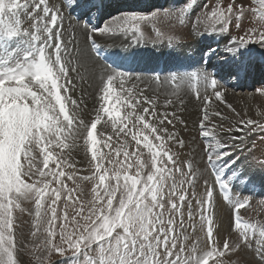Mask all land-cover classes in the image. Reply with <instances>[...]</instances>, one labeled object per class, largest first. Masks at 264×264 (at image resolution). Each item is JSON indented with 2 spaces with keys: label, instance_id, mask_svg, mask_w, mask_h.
Segmentation results:
<instances>
[{
  "label": "snow or ice",
  "instance_id": "snow-or-ice-1",
  "mask_svg": "<svg viewBox=\"0 0 264 264\" xmlns=\"http://www.w3.org/2000/svg\"><path fill=\"white\" fill-rule=\"evenodd\" d=\"M195 4L196 0H191L187 7L190 9ZM260 4V20L264 21V0H260ZM245 11L243 4L236 3V0H230L223 6L222 0H217L211 11L205 13L204 32L199 34L226 32L232 19L235 17L239 21ZM21 12L29 17L30 28L22 26ZM158 15L157 11L149 14L122 13L96 25L91 32L107 35L131 32L134 37L137 34L143 36L141 24L155 21ZM196 19L198 23L201 21L200 17ZM61 23L59 10L50 8L48 0H23V3L21 0H0V264H19L15 211H23L22 200L34 202L36 221L32 235L41 231L42 218L47 225L43 231L47 233L44 244L49 254L53 251L63 254L66 249L83 251L85 264H209L210 259L213 264H221L216 257H224L233 248L248 244L250 236L256 235V226H242L239 211L249 202L237 200L234 205L235 227L243 228L239 242L230 245L225 239L221 248L214 236V220L210 213L205 215L211 208L213 196V191L206 189V197L198 200L197 205L206 228L208 250L197 254L194 242L190 252L186 253L185 246L178 245L177 219L172 214L179 215V226L183 228V206L187 200L185 185H193L196 175L191 162L187 164V173L176 166L167 142L176 140L183 146V141L162 127L167 115L162 114L154 124L146 116L155 117V111L150 113L145 107L141 113L136 112L141 99L150 105L153 101L147 97H133L132 89H124L127 99L117 95L114 82L119 81L122 86L125 79H131L130 74L124 72L113 71L107 75L100 89L101 103L93 119L86 122L75 113L79 105L70 95L72 81L69 78V72L75 69L65 59L67 52L63 41L57 40L61 34L54 31ZM236 27H240L239 23ZM157 35H161L158 29ZM14 39L16 46L13 48L10 42ZM174 39L168 37V42L171 44ZM249 43L264 44V30L252 28L240 37H231V45L227 48L230 59L221 65L220 70L228 75H239L245 71L243 57L247 55ZM214 54L209 49L202 58L203 55ZM155 79L160 81L158 74ZM201 81L213 89L217 86L215 78L201 72L172 73L166 78V83L174 88ZM215 96L223 99L220 91H216ZM121 105L128 111L122 114ZM228 107L232 108V105ZM102 120L110 121L114 131L118 129L117 136L120 133L131 134L137 150L130 153L127 141L120 144L115 155L119 157L123 151V161L113 159L111 152H101L97 147L96 129ZM205 121H209L207 112L201 121V129L203 135L209 137L213 133L211 129L203 130ZM240 125L241 131L244 127L250 132L264 131V124L256 120H241ZM80 140L91 153L95 168L91 176H78L75 171L66 173L63 170L65 167L74 168V164H69V158L71 152L80 146ZM141 143L151 154L152 167L146 175L143 171L146 165L139 154ZM105 144L111 149V144ZM35 148L40 150L39 159L34 153ZM219 148V144L208 146L210 163L229 155ZM65 150L67 155H64ZM105 160L112 166L105 167ZM169 162L172 167L168 166ZM50 163L53 167H49ZM261 166L264 167V163ZM133 168L135 173L130 174L129 170ZM174 172H179L182 177L179 182ZM219 173L220 170L215 179L221 189L227 191ZM78 179L94 183L93 195L87 206L79 197L72 195L78 189L67 186L66 181L75 184ZM62 195L63 207L58 212ZM57 237L60 244L54 243ZM259 237V254L264 259V227L259 229ZM184 239L188 238L185 236Z\"/></svg>",
  "mask_w": 264,
  "mask_h": 264
},
{
  "label": "rangeland",
  "instance_id": "rangeland-1",
  "mask_svg": "<svg viewBox=\"0 0 264 264\" xmlns=\"http://www.w3.org/2000/svg\"><path fill=\"white\" fill-rule=\"evenodd\" d=\"M138 1H142L143 3L135 2L134 4H137V10H128V12L149 14L152 11H157L160 14L155 21L142 23L140 27L143 36L137 34L135 37L131 32L115 35L95 33L96 35H93L91 30L87 29L83 31L80 40V35L78 36L77 34L78 26L82 27V24L86 25V23L83 21L85 24L81 22L78 25V22H72L71 18H66L63 13L60 12L59 7H53L59 10L60 16L62 17V25L55 29V32L61 34L57 40L63 41V45L67 52L65 59L70 61L71 68L75 69L69 72V78L72 81L70 95L73 99L77 100L79 105L75 108L74 112L78 113L86 122L94 118L95 110L101 103L99 100L100 89L105 82L103 81L96 89L90 88V81L92 80L91 71H94L95 62L99 64L94 59V57L99 58V56L95 53L94 45L92 43L90 44L92 36H97L98 39L110 41L111 43L117 41L119 45H124L125 47L115 45V48H124V51L129 50L127 56L135 53L134 48L136 46H141L143 48L151 47L152 50L155 49L154 53L147 51L145 58L154 61L161 58L162 53L166 52L170 55L175 47L180 50L182 47L188 46L190 40L193 41V39L195 40L198 36H201L199 33H203L202 31H204L203 17L205 13L210 12L212 7L217 3V0H196L195 6L189 9L187 6L191 0H151L152 7H147L144 10L143 6L150 5V2H147V0ZM228 2H230V0H222V6L226 5ZM21 3H23V0H21ZM236 3L243 4L246 9L244 17L239 21L234 17L228 26V31L219 34L228 37H240L252 28L264 30V21L260 20V0H236ZM93 6L96 5L93 4ZM105 9H100V14L105 16V18H102L105 19L104 21L109 20L112 16L127 13L124 10L118 13L120 9L117 7H112L107 9V11ZM64 10L67 11L66 8H64ZM29 11H32V9L30 8ZM104 11L105 13L102 14ZM165 12H174L176 15H164ZM96 13L97 10L87 8L85 10V20L90 22L93 21L95 16L99 18L100 16ZM110 14L112 16L109 18ZM197 17L201 18L199 23L197 22ZM20 18L23 22V27H31V21L25 13L21 12ZM164 20L167 21L165 22ZM237 23L240 25L239 28L236 27ZM99 24H101V22ZM157 29L161 35H157ZM168 37L175 38L171 44L168 42ZM10 43L13 48L16 46L15 39ZM247 46L253 48L257 55L264 57V44L249 43ZM215 47V44L212 45L205 53H208L209 49L213 50ZM84 50L86 57L84 56L85 58H82L81 56ZM48 51H51V49ZM202 54L203 53L199 54V51L197 55L193 54V64L199 69L201 68V62L198 60L199 57L204 61L209 59L208 55H206L207 58L205 55H203L202 58ZM229 54L226 48L225 53L220 56V59L224 60L229 58ZM135 56L136 58L144 57V55L140 54H136ZM175 57L173 56L172 58ZM243 60L245 65L250 64L249 60L246 58H243ZM101 61L105 63L104 60ZM99 65L101 69H104L101 64ZM105 65L114 71L120 70L108 64V62H106ZM261 65L252 76L247 74L239 87H234V84H231L234 80L233 78L238 77V75L220 77L214 74L217 72V68H207L208 71L213 73L212 78L215 77L218 82L216 88L213 89L210 85L206 86L201 81L198 84H192L193 89L189 85L188 89L191 94L189 93L183 96L178 91L182 88H174L172 85L166 83L164 84L165 88L162 92L157 91V86L161 85L169 74H167L168 76L165 75V78L162 77V79H164H161V83H159L160 81L154 82L146 79L145 82L139 83L140 79H126L121 86L119 81L114 82V86H116L114 89H116L117 95H120L124 99H127L124 95V89H132L133 97L137 99L147 97L150 101H153L154 103L150 105L141 99V103L137 106L136 112L138 114L141 113L145 107L149 108L150 113L155 111V117L146 116V119H149L150 122L154 124L162 118V114L167 115V120L162 127L167 128L168 133L174 135L177 140L183 141V146H180L176 140L167 142V148L174 154V159L176 160V166L178 168L183 169L185 173H187V164L191 162L192 171L196 175V180L193 185H185L187 200L183 206V228L179 226V215L177 213L172 214L174 218L177 219L175 232L178 245L185 246L186 253L190 252L194 242L197 245V254H202L204 251L208 250L209 241L206 236V228L204 222L200 219V209L197 205L198 200L206 197V189H211L213 191V196L211 199V208L206 210L205 215L210 213L214 220V236L218 246L221 248L225 239H228L230 245H235L239 242L243 228L237 229L235 227L236 212L234 210V205L237 200L246 199L249 202L245 208L239 211L240 223L242 226L247 224L255 225L257 230L256 235L250 236L249 243L242 245L239 249L233 248L231 251H228L224 257H216L215 259L220 261L221 264H264V259H262L259 254V229L264 227V167L261 166L262 163H264V131L258 129L256 132H250L247 127H244L243 131L240 130L242 127L240 125L241 120L252 119L264 124V91H262L264 90V64ZM187 72L195 73L201 71L193 72V70H188L184 72L183 70H179L177 73L182 74ZM108 74H110V72H108ZM98 76L102 78L101 74ZM93 82V86H98V80L95 81V79H93ZM219 83H221L223 87L222 90L217 88ZM86 86H88V88ZM216 91L223 93L222 100L216 98ZM233 94H236L237 97H233ZM246 95L249 97L243 100L238 99V97ZM209 98L211 99L209 100ZM168 101H171V103H168ZM191 102L196 104L198 110L193 120L192 117L186 113V109ZM229 104L232 105V108L228 107ZM112 106L115 107L116 105L113 104ZM202 107L208 108L209 111H206ZM233 109L235 111H233ZM120 110L122 114L128 111L123 105L120 106ZM205 112L209 115V121L204 122L205 127L203 130H212L213 134L209 137H205L201 129V121ZM216 113H220V115H216ZM105 120H107V118H105ZM168 121H171V123H168ZM129 127H131V125H129ZM229 129H231V131H229ZM116 131H118V129L114 131L110 121L106 123L102 120L101 123L97 125L96 129L97 147L105 154L111 152L113 159L123 161V151L119 157H116L115 149L119 147L120 144L127 141V151L131 153L137 150V145L136 142L132 140L131 134L125 135L124 133H120V135L117 136ZM133 131H136V129L134 128ZM109 137H111V139H109ZM149 138L152 139L151 136ZM105 142L111 144V149L106 146ZM153 142L157 143V141ZM210 144L213 147L219 144L220 148L218 150L227 152L229 155L224 156L219 161L213 160V162L210 163L207 158L209 151L208 146ZM55 151L59 153V149ZM34 153L39 159V148H35ZM139 154L140 159L146 165L143 170L146 175L152 167L151 154L142 143L139 145ZM64 155H67V150H65ZM69 164H74V168L65 167L63 170L66 173L75 171L78 176H91L95 172L94 163L91 162V153L83 146L82 140H80V146L71 152ZM104 164L105 167L112 166L108 164L107 160L104 161ZM168 166L172 167L170 162ZM49 167H53V165L50 163ZM218 170H220L219 174L227 185V191L222 190L220 183L215 179ZM129 172L130 174H134L135 168L129 170ZM174 175L177 182L182 179L179 172H174ZM205 181H207V184H205ZM66 183L69 188L78 189L74 191L72 195L79 197V200L84 202L87 206V202L93 195V181L78 179L75 184L72 181H66ZM63 202L64 196L62 195V199L58 206V212L62 210ZM189 204L191 207H189ZM21 208L23 211L20 209L15 211V223L18 225V227L15 228L17 245L16 255L19 264H85L86 254L83 251L75 252L72 249H66L63 254L55 251L49 254L44 244L47 233L44 232L43 229L47 227V225L43 218L39 225L41 231L37 232L35 236L32 235V232L35 230L36 221L34 202L32 200H22ZM189 212H191V219H189ZM69 213L71 215V208H69ZM185 236L188 238L187 240L184 239ZM54 243L60 244L59 237L55 239ZM209 264H213L212 259L209 260Z\"/></svg>",
  "mask_w": 264,
  "mask_h": 264
},
{
  "label": "bare ground",
  "instance_id": "bare-ground-1",
  "mask_svg": "<svg viewBox=\"0 0 264 264\" xmlns=\"http://www.w3.org/2000/svg\"><path fill=\"white\" fill-rule=\"evenodd\" d=\"M129 1L130 0H126V1L125 0H89V1H86V0H60V1L59 0H48V4H49L50 8L51 7L52 8L53 7H55V8L59 7L60 12L63 13V15L66 18H71L72 22H78V25L83 21L86 23L87 26L82 24V27L78 26L79 28L77 29L78 30L77 34H78V36L80 35L79 39L81 40V36L83 34V31H86L87 29L91 30L92 25H93V27H95L96 25H99L100 22L103 23V21L105 20V19H102L105 17L100 14V9L104 10L106 8L105 10L107 11V9H110L112 7H117L120 9V10H118V13L122 10L128 12V10H137V8H136L137 4L135 5L134 4L135 2H138V3L142 2V1H138V0H131L130 2ZM147 2H150V5L147 6V5L143 4L144 10L147 7L148 8L152 7L151 0H147ZM93 4H95L96 6H93ZM89 6H93V7H89ZM97 7H99V8H97ZM64 8H66L67 11H65ZM87 8H92V9L97 10L96 14H98L100 17L96 18V16H95V18H93V21H90V22L86 21L85 20V17H86L85 10ZM134 8H136V9H134ZM104 13H105V11L102 14H104ZM167 13H168V15H171V16L176 15V13H174V12H167ZM111 16L112 15L110 14L109 18ZM167 20H164V21L166 22ZM61 25H62V23L59 26H61ZM54 31H55V29H54ZM202 32H204V31H202ZM93 35H96V34H93ZM90 37H91V34H90ZM230 37H228L226 35L225 36L221 35L219 33L203 34L201 36H198L195 40L193 39V41H191V40H190V42L188 41L189 42L188 46L182 47L180 50L176 49V47H175V49L172 50L170 55H168L166 52H164L161 54L162 55L161 58H158L157 60L152 61L150 59L145 58L147 51L154 53L155 49L152 50L151 47L150 48H143L141 46H136L134 48L135 53H133L130 56H127V53L129 52V50L124 51V48H119V49L115 48L116 47L115 45L125 47L124 45H119L117 41H114L111 43L110 41L98 39L97 36H92L90 39V44L92 43L94 45L95 51H99V50L102 51L101 57H99V58L94 57V56L93 57L99 64H101L104 67V69H101V66L95 62L94 71L93 70L91 71L92 80L90 81L91 82L90 88L91 89L92 88H94V89L98 88L102 84L103 81H106V77L108 75V72H110V74H111L114 71L113 69H110L109 67H107L105 65L106 62H108V64H110V65H113L115 68L120 69L119 72H124V73L130 74L131 80L140 79L139 83L145 82V79L149 80V81L157 82L155 79L157 74L160 77L159 83H161L162 77H164L165 75L168 76L167 74H169V76H170V74L177 73L179 70H183L184 72H186L188 70H193V72L201 71L202 73H207L209 75V77L212 78L213 73H211L210 71L207 70V68H210V67L217 68V72H215L214 74H217L220 77L221 76H228V74L225 72H222L220 70V68H221V65H223L225 61L230 59V57L227 59L221 60L220 56L223 55L225 53V49L231 45V38ZM214 44L216 46L213 49L215 54L214 55H208L209 59L208 60L206 59V61L201 60L199 57L198 60L201 62V65H200L201 68L200 69L196 68L195 65L193 64V61H194L193 54L197 55L198 51H199V54L205 53V51ZM128 46H130V45H128ZM246 52H247V55L243 58H246L247 60H249L250 64L246 65L245 71L241 72L238 75V77L233 78L234 80L232 83L230 82L231 84H234V87L241 86V82L244 80V78L246 77L247 74L252 76L253 74H255L257 72L259 66L261 64H264V57L257 55L256 51L253 48L247 46ZM82 53L83 54L81 57L85 58L86 57L85 50ZM136 54L144 55V57L136 58V56H135ZM173 56L174 57L176 56V57L172 58ZM103 58H104L105 63H102V61H101V60H103ZM206 58H207V56H206ZM100 74H101L102 78H100L98 76ZM93 79H95V81L98 80V82H99L98 86H96V87L93 86V83H94ZM128 80H130V79H128ZM163 82L161 83V85L157 86L158 92H162L163 89L165 88L164 84L166 83V80H163ZM135 84H137V83H135ZM166 84H168V83H166ZM190 86L193 89L192 84ZM248 86H250V85H248ZM86 87L88 88V86H86ZM114 87L116 88V86H114ZM87 88H84V89H87ZM179 88H182V89L178 90L182 96L190 93V91L188 89L189 84H183ZM217 88H220L221 90L223 89L221 83H219ZM99 94H101V93H99ZM233 97H237V95L233 94ZM248 97L249 96H247V95L246 96H240V97H238V99L243 100L244 98H248ZM232 99H234V98H232ZM202 108L205 109L206 111H209L208 108H206V107H202ZM196 111H198L196 108V104H194L193 102L189 103V106L186 109V113L192 117V120L195 119V117L197 115Z\"/></svg>",
  "mask_w": 264,
  "mask_h": 264
}]
</instances>
